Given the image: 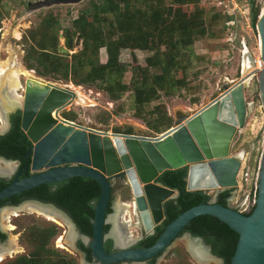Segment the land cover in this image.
Listing matches in <instances>:
<instances>
[{"label":"water","instance_id":"water-1","mask_svg":"<svg viewBox=\"0 0 264 264\" xmlns=\"http://www.w3.org/2000/svg\"><path fill=\"white\" fill-rule=\"evenodd\" d=\"M81 1L41 0L29 6L49 7ZM258 29L263 40L264 61V13L258 19ZM65 44L71 46V37L66 38ZM61 50L66 52L67 48ZM256 75L261 76L264 94V68H254L237 82L226 85L222 94L193 115H178V124L156 137L137 135L129 128L118 133L102 131L63 118L61 111L78 99L75 88L60 86L43 78H27L21 105L7 112L4 119L10 124L11 112L22 111V129L32 143L26 154L27 167L31 156L32 175L23 179L16 177L0 191V202L46 183L76 176L91 177L102 188L95 206L92 238L82 235L72 217L53 203L32 199L21 203H35L69 223L75 232L71 241L74 249L78 250L76 242L80 237L85 242L91 241L94 261L88 264H144L168 250L185 226L201 215L214 216L239 233L240 239L231 264H264V152L259 171L258 202L251 214L212 200L178 216L151 247L120 250L112 254L104 247L105 240L111 236L105 233V226L117 213L118 206L108 217L107 210L113 196L112 178L126 179L132 190L136 212L148 232L165 218L164 205L180 194L178 189L158 181L168 170L187 168V191H214L217 195L239 187L243 156H233L231 151L237 134L247 124L250 105L246 91ZM0 161L13 165L10 174H0V177L11 178L17 170L15 162L3 156H0ZM0 229L4 230L1 225ZM186 236L190 241L199 243L209 256L201 264L215 260L222 263V259L212 254L201 237ZM7 242L0 240V254L7 252L4 247ZM188 245L196 258L194 247L191 243Z\"/></svg>","mask_w":264,"mask_h":264},{"label":"rangeland","instance_id":"rangeland-1","mask_svg":"<svg viewBox=\"0 0 264 264\" xmlns=\"http://www.w3.org/2000/svg\"><path fill=\"white\" fill-rule=\"evenodd\" d=\"M39 1L41 0H0V68L6 65L4 62L17 57L20 68L23 67L34 75L57 85L74 87L78 99L61 111V116L66 119L72 118L76 123L98 130L118 133L129 128L137 135L159 136L178 124V115H193L222 94L226 85L238 81L245 74L243 64L246 51L255 63L263 59L260 42L262 36L258 29V22L256 28L252 26L250 0H199V6L204 10L203 20L207 32L204 36H197L194 44L187 51L186 68L184 70L180 68L173 73L174 78L186 77V84L175 89L170 96L163 91L161 98L146 105L139 115L132 91L129 90L123 93L120 99L114 100L101 89L99 82L87 84L80 82L85 78L90 66L85 65L78 73L71 67L75 60L73 55L85 49V39L82 31L76 28L75 22L84 10L91 9L94 2L98 0H83L76 4L49 7L31 8L29 6L30 3ZM255 1L263 14L264 0ZM170 3L171 1L168 0L167 4ZM185 8L192 10L190 5H186ZM230 15L234 17V24H230L231 27L228 24L231 20L227 19ZM47 21L50 24H47ZM67 37H71L70 47L65 44ZM43 39L48 45L45 49L42 45ZM150 47L151 43L148 47L121 49L118 60L127 66L122 79L124 83H130L132 70L137 66L149 67L148 69L154 74L161 73L159 68L150 66L149 58L155 53V50ZM61 48H67V51L63 52ZM46 52L58 56L61 59V65L53 66ZM98 58L100 63H107L109 54L106 47L99 50ZM255 68H258V63ZM20 70L17 71L19 81L25 86L27 77ZM15 93L23 95L24 88L17 87L13 91L14 95ZM246 99L250 105L247 124L237 134L231 154L243 156L240 178H247L249 185L241 181L242 186L233 191L235 196L232 197V204L237 197L243 196L245 191H250L251 186L254 187L260 171L264 152V94L260 75L250 80ZM158 105L163 113L153 112ZM163 117L172 118L171 127L164 121L160 130L153 128L152 125L160 122ZM0 124L5 125L1 119ZM1 164L4 163L1 161ZM111 183L113 207L119 205L122 209V205L132 204L129 211L133 221L138 223L139 217L134 206V197L126 179L115 177L111 179ZM209 193L214 197L215 192ZM4 214L5 211L2 209L0 219ZM10 222L14 228L10 230L6 226L3 227L4 239L9 241L16 236L22 250L19 251L20 253L5 257L0 264H7L18 257L33 254L35 247L47 237L49 227L54 224L58 225L59 232L51 238L48 248L56 250L61 257L74 260L76 264H84L82 253L68 245L67 237L70 228L65 223L51 220L40 213L27 211L19 212L11 218ZM28 227H34L37 234L39 230L43 231L41 236L44 237L27 236L25 233ZM138 227L140 225H135L128 230L137 234ZM172 247L157 264H179L184 260H187L189 264H201L191 254L185 239L177 240ZM209 264L222 263L213 261Z\"/></svg>","mask_w":264,"mask_h":264},{"label":"trees","instance_id":"trees-1","mask_svg":"<svg viewBox=\"0 0 264 264\" xmlns=\"http://www.w3.org/2000/svg\"><path fill=\"white\" fill-rule=\"evenodd\" d=\"M170 1L171 3L167 4L168 0H98L91 9L84 10L81 17L76 20L75 26L82 31L85 49L73 55L75 60L71 66L77 73L85 65L90 66L85 78L80 82L85 84L99 82L101 89L114 100L120 99L123 93L132 91L139 115L146 105L160 99L163 91L170 96L175 89L184 86L186 77L174 78L173 73L180 68L183 70L186 68L187 51L194 44L197 36H204L207 32L203 20L204 10L199 6V0ZM186 5L192 6V10L186 9ZM250 10L252 26L256 28L261 8L255 0H250ZM227 19L233 20L234 17L230 15ZM47 24L50 22L47 21ZM45 41L42 40L44 49L48 46ZM149 43H151L150 48L155 50L153 57L149 58L150 66L159 68L161 73L154 74L148 69L149 67L137 66L132 70L130 83H124L122 79L127 66L118 60L121 49L148 47ZM102 47H106L109 54L107 63L99 62L98 52ZM163 47L166 49L163 50ZM45 54L53 66L61 65L58 56L49 52ZM158 111L163 113L160 105L156 106L153 112ZM67 119L74 121L69 117ZM164 121L171 127L173 121L171 117H163L152 127L160 130ZM29 145L30 140L21 128V113H18L13 117L12 129L7 134L0 135V156L8 159L19 158L25 163ZM186 178L187 168L168 170L159 177V182L180 190L177 202L169 203L168 219L165 225L158 229L159 232H164L167 225L190 208L211 201L210 196L204 191H187ZM8 184L0 179V191ZM56 184L57 188L54 191L50 189L52 184L46 183L5 198L0 205L16 204L24 197L52 201L70 214L83 233L92 236L95 206L102 193L101 184L91 177L83 176L72 177ZM230 194V190L222 192L218 203L228 206L227 200ZM58 228L55 224L49 227L47 237L35 247L33 254L18 257L7 264H76L74 260L61 257L56 250L48 248L51 238L58 234ZM187 228L199 236L223 234L226 242L216 252L225 259V264H231L240 239L239 233L210 215L195 217ZM43 233L39 230L37 234L34 227H28L25 234L29 237L43 238L44 236H41ZM156 241V236L150 238L147 246H151ZM83 247L91 255V248ZM109 247L110 241L105 243L107 250ZM179 264L189 263L184 260Z\"/></svg>","mask_w":264,"mask_h":264},{"label":"bare ground","instance_id":"bare-ground-1","mask_svg":"<svg viewBox=\"0 0 264 264\" xmlns=\"http://www.w3.org/2000/svg\"><path fill=\"white\" fill-rule=\"evenodd\" d=\"M260 42H261V50H262V54H263V40H262V38H261ZM245 53H246L245 54L246 56L244 57L245 59H244L243 67H244V72L246 74V73L254 70L256 63H258V66L262 65V63H261V60H257V62L255 63L249 57V52L246 51ZM4 64H6L4 66V68H0V119L5 123V125L2 126L0 124V132L4 131V129H6V127L8 126L7 121L4 119L7 112H10L13 109L17 108L19 105H21V102H22V100H21L23 97L22 95H19L16 93H15L16 95L13 94V91H15L17 87H19V86L21 87V83L19 81V73H17V71L21 69L20 72H22V74L25 75L28 79L29 78H32V79L40 78V77L34 75L32 72L23 69V67L20 68L17 64V57H12L9 62H4ZM16 69H18V70L16 71ZM12 169H13L12 164H9V163L1 164V161H0V174H10ZM122 206H123L122 207L123 210L121 209V206L119 207V205H118L117 206V213L114 216L110 217V221L113 224V228L111 230V235L116 240L117 245H121V246L125 244V241H124L125 235L123 233V226L126 227V229H130L131 227H133L135 225H140V222L135 223L133 221V216H132L131 212L129 211L132 204L131 205L130 204L129 205H122ZM4 211H5V214L2 217V219H0V225L2 228L6 226L10 230H12L14 228L10 222L11 218L13 216L18 215V213L22 212V211L40 213V214L46 216L47 218H49L51 220L65 223L70 228L69 234L67 237V242H68L69 247L72 246L71 241L75 237V232H74L72 226L69 223H67L65 220L59 218L56 213H52L49 210L44 209L43 207H41L35 203H24V204L20 205L19 207L5 208ZM129 218H131V219H129ZM124 230H125V228H124ZM188 243H191V245L194 247L197 261L206 262L207 258L209 256L207 255V253L205 252L203 247L199 243H197L193 240H191V241L189 240L187 242V245H188ZM4 247L6 248L5 251H7V252L6 253L1 252L0 262L2 260H4V258L9 256L10 254L12 255V254L18 253L19 251L22 250V247L19 246L17 243V237L16 236L13 237V239L9 240L5 244Z\"/></svg>","mask_w":264,"mask_h":264},{"label":"flooded vegetation","instance_id":"flooded-vegetation-1","mask_svg":"<svg viewBox=\"0 0 264 264\" xmlns=\"http://www.w3.org/2000/svg\"><path fill=\"white\" fill-rule=\"evenodd\" d=\"M21 88L23 89L24 86L21 84ZM18 113H21V128H22V111L20 109H17L15 111H13L11 114H10V124H8V126L6 127V129H4V131H1L0 134L1 135H5L7 134L13 127V117L15 115H17ZM23 130V129H22ZM32 146V143L30 142V145H29V149L30 147ZM29 151V150H28ZM30 160H29V166L27 167V161H26V155H25V163L21 160V159H11L15 162V165L17 166V170L16 172L14 173V175L11 177V178H6V177H0L1 180H4L6 183H9L11 184L16 177H19L20 179H23V178H26V177H29L32 175V172H31V168H30V163H31V156L29 157ZM27 174V175H25ZM117 178H122V177H117ZM57 183V182H56ZM56 183H51L52 186H51V191H54L56 190L57 188V184ZM8 184V185H9ZM237 188L235 189H232L230 190L231 191V194H230V197L228 198L227 200V204L228 206H232L233 207V204H232V197L235 196V192H233L234 190H236ZM179 190V189H178ZM180 191V190H179ZM221 194V193H220ZM220 194H215L213 199L211 198V201L212 200H216L217 202L219 201V196ZM180 196V194H179ZM178 196V197H179ZM173 199V200H170L168 201L165 205H164V215H165V218L163 219V221L156 225L154 227V229L151 231V232H148L146 231L145 227L143 226V224L141 223V220L139 219V222H140V227H138L139 231L137 232V234L133 233V231L131 230H128L126 229V227L123 226V233H124V241H125V244L122 245H117L116 243V240L114 239V237L111 235V230L113 228V224L112 222L109 220V222L106 224L105 228H107L105 230V233L106 234H110L111 236H109L106 240H105V243L110 241V247H109V250H107L105 248V250L108 252V253H116L120 250H129V249H144V248H148V247H151L153 246L157 241L158 239L161 237V235L165 232L166 229H164V232H159L158 229L162 226L165 225L167 219H168V214H167V211H168V205L169 203L171 202H177V199ZM39 200V201H43V200H40V199H37V198H31V197H24L22 198L18 203L16 204H12V203H8V204H4V205H0V212L2 209H5L6 207L8 206H12V207H19L21 205V203H23L24 201L26 200ZM113 196L111 198V201H110V210L108 211L107 210V216L109 217L111 214H113L115 211H114V207H113ZM43 202H47V203H53L55 205H57L56 203L52 202V201H43ZM58 207H60L59 205H57ZM62 208V207H60ZM63 209V208H62ZM109 209V207H108ZM65 210V209H63ZM66 211V210H65ZM67 212V211H66ZM68 213V212H67ZM69 214V213H68ZM70 215V214H69ZM137 216V215H136ZM139 217V216H138ZM73 219V218H72ZM74 220V219H73ZM137 221V220H136ZM75 222V221H74ZM76 223V222H75ZM190 225V222L189 224ZM188 225L185 226V228L176 236V238L173 240V243L171 245V247L168 249V250H165V251H162L160 252L159 254H157L156 256L146 260V262H144V264H157L161 257L162 256H166L168 251H170V249H172L174 243L179 240V239H185L186 242H188L190 239L186 236V235H190L191 237H201L203 239V241L206 243L207 246L210 247L211 249V252L214 256L218 257L219 259H222V264H225V259L220 256L216 251H218V249L220 250V248L223 247V245L225 244L226 242V239L224 237L223 234H220V233H213V234H209L207 237L206 236H199V235H195L191 230H189L187 227ZM76 226L79 230V232L82 234V235H85V236H88L89 238H92V236H89L85 233H83V231L81 230V228L77 225L76 223ZM168 226V225H167ZM125 228V230H124ZM167 228V227H166ZM127 234V235H126ZM2 235H4V230L2 231L0 229V240L1 241H5L4 237L5 235L2 237ZM157 237V241L152 244L151 246H147L148 244V240L152 237ZM209 240H212V241H209ZM227 241H230L229 239H227ZM90 242H85L81 237L77 240L76 242V245H77V248H78V251L80 253H82V255L84 256V264H88L89 262H93L94 261V256H93V252H92V249H91V255H89V253L84 249L83 246L87 247V248H91L90 246ZM105 243H104V247H105ZM188 246V245H187ZM98 261V260H97ZM216 261V260H215ZM118 264H126V263H118ZM127 264H131V263H127ZM133 264H143V263H133Z\"/></svg>","mask_w":264,"mask_h":264},{"label":"built area","instance_id":"built-area-1","mask_svg":"<svg viewBox=\"0 0 264 264\" xmlns=\"http://www.w3.org/2000/svg\"><path fill=\"white\" fill-rule=\"evenodd\" d=\"M229 26L231 27L230 24H234V21L231 20L228 22ZM261 63L262 65H259L258 68L263 69L264 68V61L263 59H261ZM243 168V167H242ZM242 170V169H241ZM241 172L239 174V186L241 185V181H244L245 185H249L248 179L243 177L242 179L240 178ZM251 190L250 191H245L244 195L241 197H237L235 200V203L233 204V207L238 210L241 213L244 214H251L254 210V208L257 205L258 202V195H259V174H258V178L255 182L254 187H250ZM209 192H214V191H207L205 192L206 194H208L210 196V198L213 199V197L210 195Z\"/></svg>","mask_w":264,"mask_h":264},{"label":"crops","instance_id":"crops-1","mask_svg":"<svg viewBox=\"0 0 264 264\" xmlns=\"http://www.w3.org/2000/svg\"><path fill=\"white\" fill-rule=\"evenodd\" d=\"M235 82H237V81H235ZM235 82H234V83H235Z\"/></svg>","mask_w":264,"mask_h":264}]
</instances>
